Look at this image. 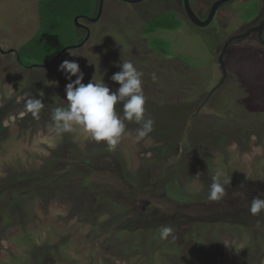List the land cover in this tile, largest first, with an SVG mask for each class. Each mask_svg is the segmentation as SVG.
<instances>
[{"label": "rangeland", "instance_id": "rangeland-1", "mask_svg": "<svg viewBox=\"0 0 264 264\" xmlns=\"http://www.w3.org/2000/svg\"><path fill=\"white\" fill-rule=\"evenodd\" d=\"M247 1L155 30L176 0H104L48 65L77 8L49 30L48 0H0V264H264V46L231 44L210 95Z\"/></svg>", "mask_w": 264, "mask_h": 264}, {"label": "trees", "instance_id": "trees-1", "mask_svg": "<svg viewBox=\"0 0 264 264\" xmlns=\"http://www.w3.org/2000/svg\"><path fill=\"white\" fill-rule=\"evenodd\" d=\"M48 1L49 2L46 3V5L43 6L42 8L45 9L48 6L50 8V9H48L49 15H47V18H45V20H43L42 22L43 23H44V21L48 22V24L45 23L44 25L47 26V27H50L49 30L56 29L57 27H59V26H61L63 24L61 21H59L57 19V11H58L57 9L62 4H66L64 2H69V4H72V5L74 4L73 6H75L77 8L74 16H76V15L80 16V13H82V11H83L82 9H85L86 12H89L88 15H90V17H94V15H96L95 13L97 12V0H48ZM230 3H232V2H230ZM227 4H229V3H227ZM259 6H260V3H259L258 0H249V1L245 2V3L239 4L238 7H237L238 8L239 19L241 21H243V22H247V21L253 19L254 17L257 16V14L259 12ZM72 9H70V10H72ZM38 11H40V19H41V8H39ZM42 15L44 16L43 13H42ZM58 23L60 25H58ZM154 25H155V27L153 29H155V30H157V29L177 30L183 24H182V21H181V19L179 17V14L177 12H171V13L164 14V15L159 16L158 18H156L155 21H154ZM75 29L77 30L76 27H75ZM153 29H151V30H153ZM48 34H52V32L48 31ZM19 52L20 51H18L16 53L17 62L21 66H24V67L30 66V64H28L25 61H23V59L20 56ZM160 53L164 55V53H162V52H160ZM47 63H49V61L46 62L45 64H47ZM54 156L56 157L58 155L54 154ZM73 160L76 162V164H78V167H77L78 169L83 167L84 164L88 165V163H90L89 158L86 159L85 157H82V156H77ZM24 176H26V175H24ZM51 177H53V176L50 175V172L34 174L32 177H30V183L31 184L29 185V187L32 189L34 184L37 187L38 184H43V183H46L47 185H50V183H48V182H50ZM24 179H26V178L24 177ZM29 187H27L24 190H27ZM33 189H35V188H33ZM21 191H22V189H20V187H19V194H23V192H21ZM162 232H163V230L159 231L160 234L157 235V242L158 243H162V241H163L162 246H161L162 248L169 247L168 243H164V239L165 238H163V233ZM146 264H147V262H146Z\"/></svg>", "mask_w": 264, "mask_h": 264}, {"label": "water", "instance_id": "water-1", "mask_svg": "<svg viewBox=\"0 0 264 264\" xmlns=\"http://www.w3.org/2000/svg\"><path fill=\"white\" fill-rule=\"evenodd\" d=\"M122 1H125V2H129V3H135V2H140L142 0H122ZM183 1V5H184V8L186 10V13L188 15V17L192 20L193 23H195L196 26H199V27H206L208 25L211 24V22L213 21L218 9L222 6V5H225L231 1H235V0H217L212 8H211V11H210V14L209 16L207 17V19L205 21H203L200 17H198L194 11L192 10L191 6H190V3H189V0H182ZM103 4H104V0H97V13H96V16L95 17H83V16H77L75 17V26L76 28H82V29H86L88 30L89 28L87 27V25H84L83 23H81L79 20L80 18H84L85 20L89 21V22H96L99 20L100 16H101V13H102V9H103ZM263 27H264V21L263 23L260 25L259 28H256V29H250L248 30L246 33L242 34V35H234V36H231L229 39H227L225 41V43L223 44V47L221 49V52H220V55L218 57V62L219 64L221 65V68H222V73H223V78L222 80H220V82L211 90V93L210 95L215 92L219 87H221V85H223V83L225 82L226 78H227V69H226V66H225V60H224V56H225V53L228 49V47L233 44L234 42H236L237 40L239 39H245L247 36L250 35L251 32H254V31H261L263 30ZM89 37L87 36L85 38V40L82 42V43H78L77 45H73V46H68L66 47L65 49H63L56 57L55 59H53L48 65H51L53 64L54 62H56L62 55H64L65 53H67L69 50H72V49H75V48H78V47H81L88 39ZM12 51V50H11ZM11 51H8V52H11ZM209 95V96H210Z\"/></svg>", "mask_w": 264, "mask_h": 264}, {"label": "flooded vegetation", "instance_id": "flooded-vegetation-1", "mask_svg": "<svg viewBox=\"0 0 264 264\" xmlns=\"http://www.w3.org/2000/svg\"><path fill=\"white\" fill-rule=\"evenodd\" d=\"M143 1V0H142ZM178 3H179V5H180V7L183 9V17L181 18L180 17V15H179V17H180V19H181V21H182V24L184 25V23L186 22V20L188 21V22H191L192 23V25H194V26H196L195 25V23H193L192 22V20L188 17V15H187V13H186V10H185V8H184V5H183V1L182 0H176ZM217 0H200L199 2H196V5H195V7H194V5H193V2H194V0H189V3H190V6H191V8H192V10L194 11V13L198 16V17H200L203 21H205L206 19H207V17L209 16V14H210V11H211V8H212V6H213V4L216 2ZM236 1V0H235ZM259 1V3H260V6H259V12H258V14H257V16L256 17H254L253 19H251V20H249V21H247V22H243L242 21V24H243V27H241L235 34H233V35H231V36H234V35H242V34H244V33H246L248 30H250V29H256V28H259L260 27V25L263 23V21H264V0H258ZM125 2V1H124ZM231 2H233V1H231ZM127 3H129V2H127ZM136 3V2H135ZM135 3H133V4H135ZM230 3V2H229ZM226 5V4H225ZM225 5H222L219 9H218V11L222 8V7H224ZM194 7V8H193ZM217 11V12H218ZM97 13V12H96ZM95 13V14H96ZM217 14V13H216ZM96 15H94V17H95ZM216 16V15H215ZM80 22L81 21H83V22H81V23H83L84 25H86V24H88V23H91V22H89V21H87V20H85L84 18H80V20H79ZM209 26V25H208ZM77 32H78V36H79V38H78V42H77V44L78 43H82L84 40H85V38L88 36L89 37V34H90V32H89V29L88 30H86V29H82V28H77ZM231 36H229L227 39H229ZM253 39V40H255V41H258L261 45H263L264 46V27H263V30H261V31H254V32H251L250 33V35L249 36H247L245 39ZM226 39V40H227ZM245 39H239V40H237L236 42H238V41H242V40H245ZM88 40V39H87ZM236 42H234V43H236ZM225 43V42H224ZM223 43V44H224ZM233 43V44H234ZM223 44L222 45H220L219 46V50H220V52H221V49H222V47H223Z\"/></svg>", "mask_w": 264, "mask_h": 264}, {"label": "crops", "instance_id": "crops-1", "mask_svg": "<svg viewBox=\"0 0 264 264\" xmlns=\"http://www.w3.org/2000/svg\"><path fill=\"white\" fill-rule=\"evenodd\" d=\"M0 51L5 52V51H3V49L1 48V45H0Z\"/></svg>", "mask_w": 264, "mask_h": 264}]
</instances>
